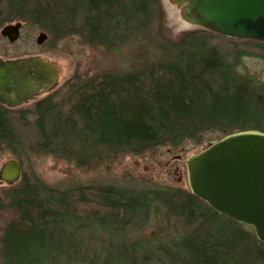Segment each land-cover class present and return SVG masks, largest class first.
Wrapping results in <instances>:
<instances>
[{
    "label": "trees",
    "instance_id": "trees-1",
    "mask_svg": "<svg viewBox=\"0 0 264 264\" xmlns=\"http://www.w3.org/2000/svg\"><path fill=\"white\" fill-rule=\"evenodd\" d=\"M14 23L46 33L43 49L74 36L116 63L74 74L30 106L0 105V159L22 167L0 193L1 264H264L254 230L189 189L96 178L56 186L29 168L50 157L69 174H98L159 148L264 132V82L246 70L252 59L264 65V43L203 29L173 39L162 0H0V28ZM154 216L171 231L164 239L142 234Z\"/></svg>",
    "mask_w": 264,
    "mask_h": 264
},
{
    "label": "water",
    "instance_id": "water-1",
    "mask_svg": "<svg viewBox=\"0 0 264 264\" xmlns=\"http://www.w3.org/2000/svg\"><path fill=\"white\" fill-rule=\"evenodd\" d=\"M194 28L236 40L264 43V0H171ZM22 24L5 26L0 35L19 41ZM46 33L36 44L44 45ZM57 72L39 57L0 58V105L18 108L49 91ZM190 192L216 213L251 227L264 244V132L240 131L209 142L186 160ZM22 167L11 159L0 168V182L13 186Z\"/></svg>",
    "mask_w": 264,
    "mask_h": 264
},
{
    "label": "rangeland",
    "instance_id": "rangeland-1",
    "mask_svg": "<svg viewBox=\"0 0 264 264\" xmlns=\"http://www.w3.org/2000/svg\"><path fill=\"white\" fill-rule=\"evenodd\" d=\"M168 22V34L175 39L181 33L196 30L192 25L186 22L181 16V8L174 5L171 0H162ZM14 23L13 25H15ZM4 28V27H3ZM3 28H0V32ZM41 32L36 31L32 27L22 28L19 41L10 44L0 35V58L2 59H21L29 57H39L45 63L50 64L57 72V87L51 93L61 89L74 74H92L98 67L105 68L112 66L116 59H103L94 57L90 49L81 45L77 37L69 36L62 41L51 42L45 49L36 44L38 35ZM47 49V50H46ZM52 49V50H51ZM51 50V51H50ZM121 63L120 68L126 70L129 68L128 62L118 59ZM246 70L250 74H256L261 81L264 82V65L255 59L246 62ZM50 94V95H51ZM44 97H41L42 99ZM30 103L28 106H30ZM205 146L194 147L187 146L178 152H170L168 148H159L158 151L148 154L149 157L132 159L126 158L122 163L116 164L110 172L101 171L98 174H83L79 170H73L71 174L67 173V167L63 164H56L50 157L32 158L29 168H32L46 183L60 186L65 182H89L91 178H96L100 182L109 184L127 185L131 188H155V186H171L189 189L187 181L186 160L192 153L201 151ZM2 157V155H0ZM179 158V159H178ZM10 154L0 159L1 166L11 160ZM168 162L180 169L182 174V182L178 183L179 176L166 166ZM6 185L0 182V193L5 189ZM8 214H0V237L2 230L6 226ZM165 223L154 216L148 227L142 231L146 237L153 239H164L167 233ZM116 250V249H115ZM115 251L112 250V253ZM105 255L110 250L103 251ZM2 262L1 242H0V264Z\"/></svg>",
    "mask_w": 264,
    "mask_h": 264
},
{
    "label": "flooded vegetation",
    "instance_id": "flooded-vegetation-1",
    "mask_svg": "<svg viewBox=\"0 0 264 264\" xmlns=\"http://www.w3.org/2000/svg\"><path fill=\"white\" fill-rule=\"evenodd\" d=\"M56 85H57V76H56V80H55L54 85L52 86V88H51L49 91H47V92H45L44 90L41 91V94H40L38 97H36L35 99H33L32 102L38 100V99L41 98V97H45V96L49 95L50 93H52V92L54 91V89L57 87ZM55 86H56V87H55ZM32 102L30 101L28 104H30V103H32ZM5 107H6V106H5ZM7 108H8V107H7ZM19 108H20V107H19ZM178 159H179V158H178ZM166 166L169 167L170 170L172 169V170L174 171V174H175L176 176H179V180H178L177 182H178V183H181L182 180H183V178H182V174L180 173V169H179L178 167H176V166L173 164V162H168V163L166 164Z\"/></svg>",
    "mask_w": 264,
    "mask_h": 264
}]
</instances>
